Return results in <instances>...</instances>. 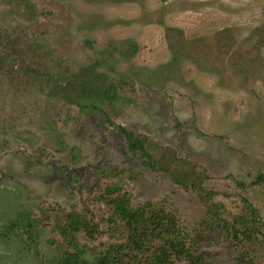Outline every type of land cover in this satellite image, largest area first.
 Wrapping results in <instances>:
<instances>
[{"label":"rangeland","instance_id":"1","mask_svg":"<svg viewBox=\"0 0 264 264\" xmlns=\"http://www.w3.org/2000/svg\"><path fill=\"white\" fill-rule=\"evenodd\" d=\"M119 125L200 185L146 165ZM261 174L264 0H0V264L75 247L96 261L126 240L108 221L116 189L175 214L208 261L264 264L262 234L201 229L199 190L230 222L248 205L263 222ZM70 212L99 224L94 238L62 232Z\"/></svg>","mask_w":264,"mask_h":264},{"label":"trees","instance_id":"2","mask_svg":"<svg viewBox=\"0 0 264 264\" xmlns=\"http://www.w3.org/2000/svg\"><path fill=\"white\" fill-rule=\"evenodd\" d=\"M93 92L97 99V90L94 89ZM75 101L78 100L75 99ZM119 129L126 138L129 150L143 157L146 165L154 170L170 172L172 177L182 185L190 184L189 181L193 177L195 181L192 185H200L201 176L194 168L192 171L185 172L181 179L174 177L171 162L166 161L163 164L164 162L153 156L148 149L149 140L146 136L138 135L120 125ZM257 181H264V175L258 176ZM199 190L207 208L201 229L218 230L221 235L226 233L227 236L239 241H241L240 235L253 238L260 233L264 236V221L260 220L258 208L248 205L243 208L242 213L233 217V222H230L223 217L221 204L213 202L212 195L204 187L200 186ZM114 191L117 189L109 190V193L113 194L108 199L111 209L108 221L113 232H119L118 226L123 225L126 240L109 245L96 261H91L86 259L81 251L76 250L74 241L71 239L75 251L66 250L58 264H221L208 261L203 253H196L193 247L187 244L188 233L175 214L149 201L143 206H134L128 193H120V191L114 193ZM61 230L65 235L85 231L88 237L94 238L99 231V224L89 222L79 213L70 212L65 215ZM238 256L233 264H247L244 253Z\"/></svg>","mask_w":264,"mask_h":264}]
</instances>
